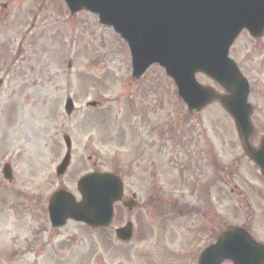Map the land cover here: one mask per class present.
Wrapping results in <instances>:
<instances>
[{
  "label": "rangeland",
  "instance_id": "rangeland-1",
  "mask_svg": "<svg viewBox=\"0 0 264 264\" xmlns=\"http://www.w3.org/2000/svg\"><path fill=\"white\" fill-rule=\"evenodd\" d=\"M263 48L264 35L256 42L243 34L230 52V57L238 63L250 82L249 101L254 109L253 120L260 127H264ZM196 79L201 84L222 92L206 77L197 75ZM172 87V82L158 66L150 67L143 78L132 80L127 48L111 29L100 26L94 15L81 12L76 17L70 16L61 0H0V249L5 242L7 214L10 216L11 225L16 223V218L19 220L15 228L16 234L23 222L21 215L28 217L27 224L21 227L22 235L9 233V238L12 237L10 245L7 242L10 264H149L150 260L154 263L153 243L158 244L161 252L165 248H168V252L176 251L181 246L178 244L181 239L176 234L177 229L185 231L181 238L190 239L189 245L195 254V263L197 254L204 246L199 242V236L215 233L220 224L225 228L228 224L237 225L244 221V211L239 212L235 205L225 206V210L220 204L201 205L199 209H202L200 212H204L205 218L196 216L194 219L188 218L189 222H183L174 213L177 217L174 218V223L168 224L166 229L161 228L154 237H151L153 228H149L148 223L144 222V237L140 240L145 239L143 241L151 244L144 242L143 245V241L137 243L139 238L132 242L136 247L142 245V249L123 247L111 242H105L108 246L97 243L92 248V245L80 242V230L73 224L67 225L64 234L65 240L73 236L76 238L73 242L65 241L74 247L59 249L48 245L43 246L42 251L34 248L37 247L38 238L45 243L47 236L46 232L38 236L39 227L45 225L44 217L37 205L33 206L32 203H40L42 206L59 185L76 195V178L91 171L94 163L98 171H111L126 178L130 188L137 192L143 188L152 189V181L153 188L165 195L161 196V201L165 203L162 204L163 212L158 203L155 204L157 213L154 216L157 218L166 217V213L174 209L178 211L176 207L185 211L188 204L196 206L194 199H188V196H176V203L173 205L172 195L165 192L169 188L167 176L161 174L160 170L155 179L150 174L143 185L139 184V180L148 173L143 174L139 165H132L138 159L134 158L137 153L134 146L136 137L141 127L147 128L141 111L145 110L151 122L155 118L161 120L162 132L172 126V113H175L177 120L186 117L185 108ZM141 88L144 91L148 89V92L151 89L153 94L144 97L140 92ZM68 97L74 104L71 115H66L63 111L65 99ZM92 101L99 103V107L87 108L86 105ZM24 104L34 105L37 112H40L42 126L38 123L28 131L21 129L23 124L20 108ZM147 107H160V111L157 113L155 110L153 117ZM259 116L263 118L261 123ZM186 122L183 128L180 127L184 137L187 135L184 149H163L162 160L170 161V164L175 159L177 164L186 162L189 155L198 151L197 139L204 129L203 145L205 142L211 144L214 135L229 144L228 139L234 135L230 118L215 103L209 105L204 113L189 117ZM63 135H68L71 139L72 162L67 174L58 180L55 177V168L65 151ZM199 147L201 148V144ZM204 149L205 147L201 149L202 155L205 153ZM216 155H221L219 148ZM183 156H186L185 161ZM4 163L11 165L14 176L12 185L2 179L1 168ZM201 163L204 164L205 161L201 159ZM160 164L159 160L157 167ZM167 168L171 166L168 165ZM162 171L168 173L165 169ZM253 185L263 192L264 185L259 175L254 177ZM7 186L9 188H5ZM242 208L246 213L251 212L246 205ZM19 209L23 212L20 213ZM253 211L252 232L256 239L264 240L263 202L255 201ZM150 213L152 215V211ZM245 223L247 224L246 219L242 224ZM200 226L204 233L200 231ZM196 227L199 231L193 230ZM212 238L205 237V241ZM61 239L62 237H57L56 240ZM30 247L34 248L33 252L29 251ZM108 253L114 262L108 260ZM40 254L47 260L43 261ZM161 255L162 253L160 257ZM165 257L167 255L163 256ZM169 257L160 264H181L176 256ZM3 258L0 251V264H5Z\"/></svg>",
  "mask_w": 264,
  "mask_h": 264
},
{
  "label": "water",
  "instance_id": "water-1",
  "mask_svg": "<svg viewBox=\"0 0 264 264\" xmlns=\"http://www.w3.org/2000/svg\"><path fill=\"white\" fill-rule=\"evenodd\" d=\"M71 13L85 9L98 16L99 22L111 26L127 43L132 60V76L138 79L152 64H159L174 80L178 96L190 113H197L219 100L233 118L240 136L252 131L251 106L247 103L249 87L228 51L242 30L253 37L264 31V0H65ZM201 73L224 89L219 96L200 85L195 75ZM95 104L92 103L91 106ZM70 113V100L66 104ZM67 153L56 172L64 174L69 164ZM264 174V140L257 152L248 151ZM3 174L10 176L5 165ZM80 204L59 192L53 196L49 213L61 219L83 221L93 227L106 224L111 205L120 197L121 183L110 174L93 173L81 178ZM122 232H120L119 236ZM264 264V247L246 232L228 228L216 244L205 249L198 264Z\"/></svg>",
  "mask_w": 264,
  "mask_h": 264
},
{
  "label": "flooded vegetation",
  "instance_id": "flooded-vegetation-1",
  "mask_svg": "<svg viewBox=\"0 0 264 264\" xmlns=\"http://www.w3.org/2000/svg\"><path fill=\"white\" fill-rule=\"evenodd\" d=\"M255 126H257L258 128L255 127V131L253 135L248 140L249 146L253 148L258 147L261 140L264 138V127H260V125L257 124H255ZM152 137L155 138L156 135L153 134ZM216 141H217V147L220 149V153H221L220 156L216 155V152L213 150L212 146H210L208 142H205L204 156H205L206 165H204L205 171L202 173V176L206 177V183H204L202 186H199L198 184L196 186H193V184H191L190 186L186 187L188 193L195 197L197 203L201 202L202 204H208V197H210V195L216 196L218 202L224 201V199L227 196H231L229 199L232 201L231 203L236 206H243V205L249 206L254 200V198L256 199L259 198L264 202V190L263 192H258L260 190H257L256 187L253 185V179L256 176L257 167L247 157L246 153L243 150L240 139L234 135L233 139L230 140L231 142H229V144H226L221 139ZM226 147L229 148L228 150L229 153L225 156ZM211 154L213 156L212 162L210 160ZM218 158H220V160H218ZM147 163L150 164L149 161ZM184 164L185 162H182L180 169L185 168ZM149 173L153 174L155 179V175H157L156 169L154 171H149ZM250 176L253 177L249 181L248 177ZM185 178L186 176L180 175L179 179L182 184ZM190 178L192 179L193 177L190 176ZM194 178L197 179L198 175L196 174ZM146 179H148V177L143 180L145 181ZM172 187L174 190H176V179L172 181ZM213 190L216 191L215 194L212 193ZM147 193H148L146 197L148 199L147 203L149 202L152 205V207L156 203L160 205V203L163 202L161 201L160 191L158 193L156 188L155 187L153 188V183H152V189L148 190ZM134 194H135L134 192L129 190L127 184L124 181L122 203L128 202L129 199L132 196H134ZM172 198H174V196H172ZM135 200H136V204H132L133 205L131 207L132 210L130 211L128 210V208L127 209L123 208L122 203H118L114 205L116 216L119 213V215L122 218V222L118 221L116 218L113 224H111V226L108 228L107 230L108 233L109 232L114 233L116 229L124 226L130 220L132 221V225H133V234L137 237H141L144 234V222L148 223L147 226L149 228L150 227H155L158 229L160 228V220L157 217L155 219V222L154 220L148 221L145 219L144 216L145 205L143 204L145 198L140 201L135 194ZM150 204H147L146 207L150 206ZM184 213L185 216H188L189 214H193V208L191 206H188L184 211ZM44 222H45V226L43 227V229L40 228L38 233L47 232L53 237H58L62 235L63 227H59V228L52 227V224L50 223L47 214L44 215ZM80 226L86 230H90L84 225L80 224ZM140 231H142L141 234ZM205 237L206 238L208 237V233H206ZM37 243H39V246L42 247L43 244L41 240L38 239ZM46 245H48V242Z\"/></svg>",
  "mask_w": 264,
  "mask_h": 264
},
{
  "label": "bare ground",
  "instance_id": "bare-ground-1",
  "mask_svg": "<svg viewBox=\"0 0 264 264\" xmlns=\"http://www.w3.org/2000/svg\"><path fill=\"white\" fill-rule=\"evenodd\" d=\"M46 94H49L48 92ZM20 119L23 124L22 130L28 131L36 127L38 123L43 124V118L34 105H24L20 108Z\"/></svg>",
  "mask_w": 264,
  "mask_h": 264
}]
</instances>
